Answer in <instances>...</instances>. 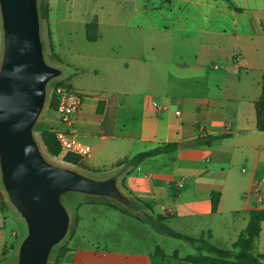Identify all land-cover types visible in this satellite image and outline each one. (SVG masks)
I'll use <instances>...</instances> for the list:
<instances>
[{"label": "crops", "instance_id": "0c3cea01", "mask_svg": "<svg viewBox=\"0 0 264 264\" xmlns=\"http://www.w3.org/2000/svg\"><path fill=\"white\" fill-rule=\"evenodd\" d=\"M94 19L98 38L91 41L87 24ZM48 34L50 63L63 70L51 81L52 92L64 81L101 87L104 94L97 104L84 98L75 117L78 139L92 148L88 166L107 173L102 178L116 175L137 203L136 215L106 202L75 203L62 264H193L182 257L197 250L181 254L170 238L187 240L167 234L164 225L232 249L250 211L264 209V131L256 115L264 0L58 4L54 12L49 8ZM2 50L0 13V64ZM46 122L59 124L57 110ZM209 135L220 137L210 145L187 144ZM166 142L186 146L137 165L118 164ZM0 192L6 201L4 210L0 204V264H7L3 250L9 244L14 250L24 226L6 190ZM214 192L220 194L216 211ZM253 251L264 254V222Z\"/></svg>", "mask_w": 264, "mask_h": 264}, {"label": "water", "instance_id": "95a60500", "mask_svg": "<svg viewBox=\"0 0 264 264\" xmlns=\"http://www.w3.org/2000/svg\"><path fill=\"white\" fill-rule=\"evenodd\" d=\"M3 50L0 64V171L10 202L27 234L17 259L7 264H50L54 247L69 232L67 192L106 196L132 210L137 203L122 191L116 175L91 177L50 162L34 134L51 81L63 70L46 59L39 0H0Z\"/></svg>", "mask_w": 264, "mask_h": 264}, {"label": "trees", "instance_id": "16d2710c", "mask_svg": "<svg viewBox=\"0 0 264 264\" xmlns=\"http://www.w3.org/2000/svg\"><path fill=\"white\" fill-rule=\"evenodd\" d=\"M98 21L94 19L92 22L87 24V38L89 40H96L98 38ZM61 83H65L61 81ZM262 92L259 99L256 101V115H257V125L261 131H264V73L262 76ZM49 108L57 110L58 101L54 91L51 93L49 98ZM220 137V135H209L206 137H198L191 141L190 145H200V144H208L210 145L216 138ZM42 139L47 150L55 157H59L62 153V147L59 141L56 138L55 133L51 129H44L42 131ZM186 146V143L182 142H166L162 143L154 148L142 151L134 155L132 158L124 159L123 161H119L118 164H127L129 165H137L141 161L145 160L148 157L156 156L163 153L173 154L178 152ZM63 161L71 164L76 167H80L83 169L96 171L97 169H91L85 158L80 155L74 153H66L62 157ZM98 171V170H97ZM220 201V194L214 192L212 194V209L216 211ZM103 202V201H100ZM105 203V202H103ZM111 206H115L117 208L122 209L124 212L130 215H136L134 210L123 206L121 204L115 205L109 202H106ZM0 204L3 210L6 207V201L4 195L0 192ZM150 208L151 206L148 205ZM156 220L161 222L163 220V216L158 214L156 215ZM264 222V209H253L250 211L249 222L245 230L239 235L238 239L233 244V249H237V252H233L232 249L220 248L213 245L209 238L205 237H191L188 235H183L181 233L175 232L169 227L164 225V231L176 238H183L189 242L195 243L198 242L197 246L198 252L188 254L182 257L184 260L192 262L193 264H264V254L262 253H254L253 249L255 243L259 237L261 232V225ZM12 247L15 248L14 245ZM69 247L65 244H58L54 247L52 252V258L50 260V264H62L64 256L68 252ZM164 255V253H162ZM3 255H6V248L3 250ZM172 256L179 257L178 253H174ZM3 262H6V256L3 258ZM9 263V262H8Z\"/></svg>", "mask_w": 264, "mask_h": 264}, {"label": "rangeland", "instance_id": "374dc122", "mask_svg": "<svg viewBox=\"0 0 264 264\" xmlns=\"http://www.w3.org/2000/svg\"><path fill=\"white\" fill-rule=\"evenodd\" d=\"M87 1H90V0H39L42 39L44 42V52H45L46 59L48 60V62H54L55 61V56L51 53V47H50V43H49V34H48L49 8L52 7V11L54 12L55 5L62 4L63 6H67V5L69 6V5L74 4V6H75L78 3H85ZM51 18H54V17L51 15ZM58 56L60 58H62V61L64 62L63 67L67 71L68 66L65 63L64 55L59 54ZM53 84H54V82H52L51 85H49L46 106H45V108H44L37 124L35 125V128H34L35 137H36L44 155L46 156V158L50 162H52L54 164L61 165V166L74 167V168L80 170L81 172L91 176V177L102 178L103 176H106L107 173H105L104 171H101V170L93 171V170L83 169V168L68 164V163L63 161L62 153L59 157H55L45 147L43 139H42V131L44 129H51V127L46 124L47 123L46 120H47V117L49 116V114L52 113L54 110V109L49 108V98H50L51 93H52ZM73 87H75L77 90L83 92V94L85 96L84 101L86 103H96L97 104L101 100V97H104L103 96L104 94L101 93V87H100V89H97L99 87H94L93 85H73ZM0 188H2L3 191L5 192V188H4V186L2 184V180H1V171H0ZM6 196L8 197L7 193H6ZM62 200H63V203L65 204V206L67 207V209L69 210V212H71L73 210L74 205H76L75 203H78L79 201H95V202L103 201V202H109V203H112L115 205H119V204L123 205L122 203H120L116 199H113L110 197L83 194V193H75V192H67V193L63 194ZM123 206H125V205H123ZM9 218L10 219L7 221V228H8V231L11 232V229L14 228V221H12L11 215H9ZM22 223L24 226V230H22L20 232L19 236L15 238L14 241H16V247L14 248V250L11 249L12 250L11 251L10 250V244L7 245L6 254L8 253L9 255L6 257L5 263L12 262V261L17 259L20 243L27 234L26 223L23 219H22ZM72 224H73V222H72ZM169 242H170V245L174 244L173 246L179 245V250H180L181 254H186L187 252H194V250H197V252H198V249H197V246L199 245L198 242L192 243L189 241H179V240H175V239H171V238H170ZM210 242L213 245L220 247V248H226V249L229 248V247H226V246L219 244L217 241H210ZM62 243H66V238H65V240H62V242L60 244H62ZM173 246H168V247L173 248ZM232 250L236 251L237 249L235 250L232 248ZM51 258H52V253L50 255V260H51Z\"/></svg>", "mask_w": 264, "mask_h": 264}, {"label": "built area", "instance_id": "2783aa9c", "mask_svg": "<svg viewBox=\"0 0 264 264\" xmlns=\"http://www.w3.org/2000/svg\"><path fill=\"white\" fill-rule=\"evenodd\" d=\"M54 93L58 101L59 124L53 126L51 130L62 147V155L71 152L86 158L92 148L78 139L75 127V117L85 96L83 92L61 81L55 83Z\"/></svg>", "mask_w": 264, "mask_h": 264}]
</instances>
